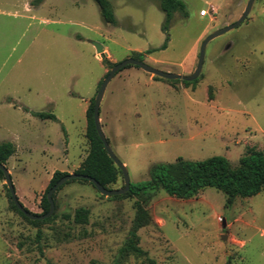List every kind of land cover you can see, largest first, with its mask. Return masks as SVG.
<instances>
[{"label":"rangeland","instance_id":"374dc122","mask_svg":"<svg viewBox=\"0 0 264 264\" xmlns=\"http://www.w3.org/2000/svg\"><path fill=\"white\" fill-rule=\"evenodd\" d=\"M33 1L0 0V142L13 144L5 167L19 202L37 215L53 173H74L87 156L85 111L110 70L102 60L141 52L153 68L189 75L202 40L235 22L248 2L181 0L187 17L173 14L162 48L158 0H108L115 24L102 20L94 0ZM209 6L216 13L200 16ZM93 43L103 46L100 58ZM99 121L131 182L177 158L218 155L237 166L250 150L264 153V0L207 44L196 82L132 65L119 70L105 88ZM123 185L119 176L110 189ZM78 208L89 211L84 225L73 221ZM146 209L151 223L138 229V246L155 264H264V189L229 207L211 187L189 199L159 191ZM134 213L133 198L105 197L73 179L55 191L52 221L34 226L11 208L0 176V264H148L120 254Z\"/></svg>","mask_w":264,"mask_h":264},{"label":"trees","instance_id":"16d2710c","mask_svg":"<svg viewBox=\"0 0 264 264\" xmlns=\"http://www.w3.org/2000/svg\"><path fill=\"white\" fill-rule=\"evenodd\" d=\"M42 1L43 0H34L33 4L37 5ZM94 1L99 8L102 20L107 24H115L116 20L109 1ZM158 4L160 10L164 13V21L161 29L166 33L165 43L162 45V48H165L166 42L168 41V29L173 14L178 12L184 17H187V13L185 4L181 0H158ZM151 52L152 50L146 51V53ZM133 55H135L134 58L142 60L144 54L141 52H134ZM102 62L108 69H111L115 64L111 63L106 58L103 59ZM196 81L197 79L191 82H182L183 84L188 85ZM101 82L102 81L98 83V87ZM93 108L94 98L90 100L85 111V136L89 144V150L80 167L75 170L74 173L92 177L102 186L110 189V187L117 182L118 177L122 175L120 170L108 157L103 144L98 137L94 126ZM33 115L41 119L56 120L55 116L52 114L33 113ZM14 150L12 143L0 142V163L5 165L8 158L14 153ZM67 174L68 173L60 171H55L53 173L44 195L41 198V214H45L49 209V203L46 197L47 191L61 177ZM0 176H3L1 171ZM76 180L89 183L84 179ZM69 181L65 183H68ZM62 186L57 190L61 189ZM206 187H211L222 192L226 197V206L228 207L233 204L236 198H248L257 195L264 189V153L257 150H250L240 157L237 166H232L225 157L218 155L199 161L177 158L171 163L152 164L148 169V178L146 180L131 182L127 193L119 196H111L112 198L134 199L135 213L132 221V228L128 232V237L120 249V254L134 255L138 258L143 257L148 264H155V261L149 258L146 252L138 246V229L151 223V217L146 209L147 204L159 191H164L167 195L177 199H189L198 195V193ZM52 199L55 204V192L52 195ZM10 206L23 219L34 226L50 222L54 218V215H52L41 221H32L26 218L14 206L11 198ZM88 214L89 211L86 208L76 209L73 216L74 223L79 225L86 224L88 221Z\"/></svg>","mask_w":264,"mask_h":264},{"label":"water","instance_id":"95a60500","mask_svg":"<svg viewBox=\"0 0 264 264\" xmlns=\"http://www.w3.org/2000/svg\"><path fill=\"white\" fill-rule=\"evenodd\" d=\"M255 0H248L245 9L243 11V13L241 14V16L233 23L226 25L224 27H221L219 29L214 30L213 32H211L210 34H208L201 42L200 48H199V53H198V59H197V64L196 67L194 69V71L189 74V75H181V74H176V73H170V72H163L160 71L156 68H153L147 64H145L144 62L135 59V58H127L122 62L119 63H115L113 65V67L108 71L107 75L104 77V79L102 80L98 91L95 95L94 98V108H93V120H94V126L96 129V132L98 134V137L100 139V141L103 144L104 150L106 151L108 157L112 160V162L114 163V165L120 170L122 178H123V182L124 185L122 188L119 189H108L105 188L104 186H102L99 182H97L95 179H93L92 177L89 176H85L82 174H77V173H71V174H67L64 175L63 177H61L48 191L46 194L48 203H49V209L45 214H33L31 212H29L26 208H24L22 206V204L19 202L17 196H16V192L12 183V179H11V175L9 173V171L7 170V168L5 167V165L0 163V171L4 177L5 180V184L6 187L8 189L10 198L12 203L14 204V206L28 219L32 220V221H41L44 219H47L49 217L52 216L53 212H54V201L52 199V195L53 193L60 187L62 186L65 182L69 181V180H73V179H84L86 181H88L89 183H91L93 185V187L99 192V194L105 196V197H111V196H119V195H123L125 193H127L129 191L130 188V177L128 174V170L125 167V165L123 163H121L119 161V159L115 156V154L113 153V151L111 150L103 132L101 129V125H100V121H99V112H100V103L102 101L103 95H104V91L105 88L107 86V84L109 83V81L112 79V77L121 69H123L126 66L132 65V66H136L138 68H140L141 70H143L146 73H149L151 75H154L156 77L165 79V80H181V81H187V82H191L196 80L201 71H202V67H203V62H204V56H205V50H206V46L207 44L215 39L216 37L236 28L237 26H239L244 20L245 18L248 16V14L251 11L252 5L254 3ZM94 47H95V51L97 56H100L101 54H103L104 49L103 46L99 43H93Z\"/></svg>","mask_w":264,"mask_h":264},{"label":"built area","instance_id":"2783aa9c","mask_svg":"<svg viewBox=\"0 0 264 264\" xmlns=\"http://www.w3.org/2000/svg\"><path fill=\"white\" fill-rule=\"evenodd\" d=\"M210 13H212V14L216 13L215 8L213 6H209L208 11L207 10H200V12H199L200 16H205L206 14H210Z\"/></svg>","mask_w":264,"mask_h":264},{"label":"crops","instance_id":"0c3cea01","mask_svg":"<svg viewBox=\"0 0 264 264\" xmlns=\"http://www.w3.org/2000/svg\"><path fill=\"white\" fill-rule=\"evenodd\" d=\"M97 58H100L99 56H97ZM114 61V60H113Z\"/></svg>","mask_w":264,"mask_h":264}]
</instances>
